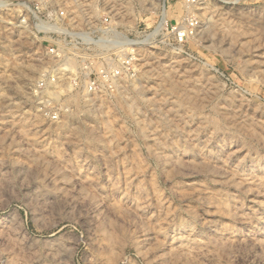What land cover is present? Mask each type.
<instances>
[{"label":"rangeland","instance_id":"rangeland-1","mask_svg":"<svg viewBox=\"0 0 264 264\" xmlns=\"http://www.w3.org/2000/svg\"><path fill=\"white\" fill-rule=\"evenodd\" d=\"M58 1L112 14L130 78L36 97L56 60L0 5V264H264V0Z\"/></svg>","mask_w":264,"mask_h":264},{"label":"built area","instance_id":"built-area-1","mask_svg":"<svg viewBox=\"0 0 264 264\" xmlns=\"http://www.w3.org/2000/svg\"><path fill=\"white\" fill-rule=\"evenodd\" d=\"M8 1L0 0V5ZM14 1L13 5L20 4L25 9L29 21L26 23L24 15L20 24L24 27L29 25L35 36L46 40V55L56 60L53 67L34 84L32 91L36 97L43 99L48 88L53 91L57 86L114 95L119 93L117 87L122 82L124 89L131 73L130 39L126 32L119 30L109 11L97 19L82 22V26L77 25L79 23L74 26L69 22L72 15L58 0ZM184 1L187 6L194 3V0ZM196 23V19L187 12L180 24L166 19L162 28L171 35L175 45L184 46L194 35ZM52 118L57 119L56 112L52 113Z\"/></svg>","mask_w":264,"mask_h":264},{"label":"bare ground","instance_id":"bare-ground-1","mask_svg":"<svg viewBox=\"0 0 264 264\" xmlns=\"http://www.w3.org/2000/svg\"><path fill=\"white\" fill-rule=\"evenodd\" d=\"M236 1H237V0H236ZM74 5H75L76 7H79V9H80V10L78 9L79 12H82L83 14H85V13L87 14L86 10H84V8H82V6H85L84 3H81L80 1L75 0V1H74ZM76 13H77V12H76ZM82 13H80V14H82ZM162 13H163V12H162ZM86 14H85V15H86ZM165 14H166V13H165ZM163 16H164V14H163ZM79 18H80V17H78V19H79ZM84 18H85V16H84ZM84 18H83V19H84ZM74 19L76 20V18H74ZM78 19H77V20H78ZM87 19H88V18H87ZM70 20H71V19H70ZM72 20H73V19H72ZM161 20H162V19H161ZM75 22H76V21H75ZM77 22H78V21H77ZM77 22H76V23H77ZM73 23H74V21H73ZM120 83H122V82H120ZM121 85H122V84H121ZM121 88H122V87H121ZM55 91H56V90H55ZM120 91H121V90H120ZM50 94H51V93H50ZM55 99H56V98H55ZM190 142H191V141H190ZM231 175H232V174H231ZM113 186H114V185H113ZM111 190H112V189H111ZM117 190H118V189H117ZM120 196H121V195H120ZM141 199H142V198H141ZM102 200H103V199H102ZM100 201H101V199H100ZM96 203H97V202H96ZM145 205H146V204H145ZM147 205H148V204H147ZM142 206H143V205H142ZM138 207H139V206H138ZM140 207H141V205H140ZM140 209H141V208H140Z\"/></svg>","mask_w":264,"mask_h":264}]
</instances>
